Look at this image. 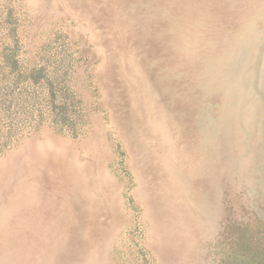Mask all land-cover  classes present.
I'll list each match as a JSON object with an SVG mask.
<instances>
[{"label":"rangeland","instance_id":"rangeland-1","mask_svg":"<svg viewBox=\"0 0 264 264\" xmlns=\"http://www.w3.org/2000/svg\"><path fill=\"white\" fill-rule=\"evenodd\" d=\"M44 143L79 150L92 201L60 186L43 237L3 218ZM245 256L264 264V0H0V264Z\"/></svg>","mask_w":264,"mask_h":264},{"label":"bare ground","instance_id":"bare-ground-1","mask_svg":"<svg viewBox=\"0 0 264 264\" xmlns=\"http://www.w3.org/2000/svg\"><path fill=\"white\" fill-rule=\"evenodd\" d=\"M84 145V151L94 152L95 143L92 139ZM56 147H52L51 144L46 145V143L37 144L32 154L26 155L25 161L28 173H30L25 176V179L18 181L13 200L9 205L11 215L3 218H11L17 222L28 220L31 226L33 219H36L39 226L47 228L43 237L54 236L55 231L52 228L62 224L72 209L68 211V204L71 203H68L69 200H66L65 197L58 195L60 186H65L64 189L67 190L69 183L77 184L85 201L87 203L92 201V196L88 193L87 179L84 178L87 177L86 170L84 166L80 165L79 150L76 147L68 150V147ZM48 196L52 207L56 204L50 217H47L45 211L41 209L42 201ZM33 232L36 234L38 231L33 230Z\"/></svg>","mask_w":264,"mask_h":264},{"label":"trees","instance_id":"trees-1","mask_svg":"<svg viewBox=\"0 0 264 264\" xmlns=\"http://www.w3.org/2000/svg\"><path fill=\"white\" fill-rule=\"evenodd\" d=\"M247 258L248 256H245L244 258H241V259L237 257L233 264H240V263L246 264L247 261L245 259Z\"/></svg>","mask_w":264,"mask_h":264}]
</instances>
